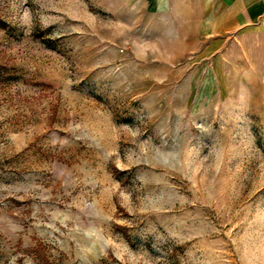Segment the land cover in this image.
Masks as SVG:
<instances>
[{
  "label": "rangeland",
  "instance_id": "1",
  "mask_svg": "<svg viewBox=\"0 0 264 264\" xmlns=\"http://www.w3.org/2000/svg\"><path fill=\"white\" fill-rule=\"evenodd\" d=\"M196 0H0V264H264V37Z\"/></svg>",
  "mask_w": 264,
  "mask_h": 264
},
{
  "label": "crops",
  "instance_id": "2",
  "mask_svg": "<svg viewBox=\"0 0 264 264\" xmlns=\"http://www.w3.org/2000/svg\"><path fill=\"white\" fill-rule=\"evenodd\" d=\"M165 0H147L157 7ZM195 22L204 33L257 31L264 37V0H196Z\"/></svg>",
  "mask_w": 264,
  "mask_h": 264
}]
</instances>
